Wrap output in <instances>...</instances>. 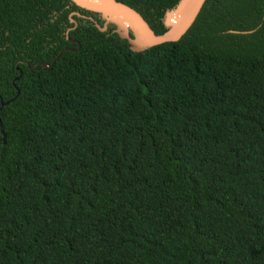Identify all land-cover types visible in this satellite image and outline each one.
Segmentation results:
<instances>
[{
    "label": "trees",
    "instance_id": "obj_1",
    "mask_svg": "<svg viewBox=\"0 0 264 264\" xmlns=\"http://www.w3.org/2000/svg\"><path fill=\"white\" fill-rule=\"evenodd\" d=\"M73 11L0 0V264H264V0L142 51Z\"/></svg>",
    "mask_w": 264,
    "mask_h": 264
},
{
    "label": "water",
    "instance_id": "obj_2",
    "mask_svg": "<svg viewBox=\"0 0 264 264\" xmlns=\"http://www.w3.org/2000/svg\"><path fill=\"white\" fill-rule=\"evenodd\" d=\"M81 9L94 12L113 31L127 41L132 51H142L164 42L177 41L192 25L205 0H179L177 4L164 13V24L167 29L155 33L142 15L131 6L118 0H70ZM172 16L173 21H170ZM71 20V19H70ZM96 28L103 27L95 23Z\"/></svg>",
    "mask_w": 264,
    "mask_h": 264
},
{
    "label": "flooded vegetation",
    "instance_id": "obj_3",
    "mask_svg": "<svg viewBox=\"0 0 264 264\" xmlns=\"http://www.w3.org/2000/svg\"><path fill=\"white\" fill-rule=\"evenodd\" d=\"M86 11H87V10H86ZM87 12H90V13H88V14H83V13H79L78 11L70 12L71 14H69V21H70V15L74 14L76 19L81 18V19H84V20H89V21H92L93 24L95 25L96 22H95L94 17H96L97 19H99V20L101 21V24H99V26H100V27H103V31H108V30H109V27H110L111 30L113 31L114 27H113L112 25L107 24L106 26H104V21L100 18V16H99L98 14H96V13H94V12H91V11H87ZM76 19H75V21L73 22V26H72L73 29H74V28L78 25V23H79V21H77ZM78 20H79V19H78ZM71 21H73V20L71 19ZM68 31H69V28H67L66 33H68ZM70 41L72 42L73 39L70 40Z\"/></svg>",
    "mask_w": 264,
    "mask_h": 264
},
{
    "label": "bare ground",
    "instance_id": "obj_4",
    "mask_svg": "<svg viewBox=\"0 0 264 264\" xmlns=\"http://www.w3.org/2000/svg\"><path fill=\"white\" fill-rule=\"evenodd\" d=\"M95 2V0H93Z\"/></svg>",
    "mask_w": 264,
    "mask_h": 264
},
{
    "label": "clouds",
    "instance_id": "obj_5",
    "mask_svg": "<svg viewBox=\"0 0 264 264\" xmlns=\"http://www.w3.org/2000/svg\"><path fill=\"white\" fill-rule=\"evenodd\" d=\"M71 21V20H70ZM73 22V21H72Z\"/></svg>",
    "mask_w": 264,
    "mask_h": 264
},
{
    "label": "rangeland",
    "instance_id": "obj_6",
    "mask_svg": "<svg viewBox=\"0 0 264 264\" xmlns=\"http://www.w3.org/2000/svg\"><path fill=\"white\" fill-rule=\"evenodd\" d=\"M72 16V15H71ZM72 22V21H71Z\"/></svg>",
    "mask_w": 264,
    "mask_h": 264
}]
</instances>
